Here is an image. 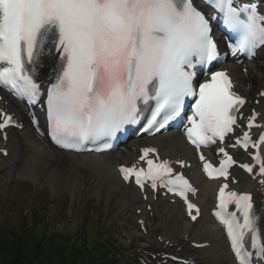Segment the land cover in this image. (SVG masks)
I'll use <instances>...</instances> for the list:
<instances>
[{"label":"snow or ice","instance_id":"6c2138e0","mask_svg":"<svg viewBox=\"0 0 264 264\" xmlns=\"http://www.w3.org/2000/svg\"><path fill=\"white\" fill-rule=\"evenodd\" d=\"M212 6L222 14L224 26L239 35L237 43L230 45L233 54L252 56L264 45V15L254 5L241 8L233 0H212ZM50 43L60 65L56 82L47 89V115L52 139L63 148L83 150L86 141L114 137L125 125L137 123L140 101H155L142 130L158 132L181 115L185 99L192 97L195 103L187 116L191 127L186 135L199 149L214 138L224 140L236 123L233 113L244 103L230 91L232 83L225 72H212L211 79L197 89L195 72L186 70L210 64L218 56L210 19L193 0H0V84L17 96L38 100L41 87L33 73ZM0 116L4 117L2 130L12 117L2 111ZM254 119L249 117V127ZM236 144L264 151V134L253 142L246 132ZM110 146L105 143L103 148ZM218 150L226 157L219 169L210 163L204 169L209 176L215 172L226 177L235 161L223 147ZM154 151L144 148L140 159ZM253 159L259 161V174L264 176V159L259 153ZM146 162L147 171L122 166L124 179L134 174L141 187L142 178L150 180L152 188L157 187V180L182 185L181 196L186 190L195 191L182 175L169 176L173 170L167 160ZM240 167L253 172L250 164ZM227 187L219 190L215 215L226 229L238 264H251L249 238L251 248L260 249L257 255L264 254V233L258 228L262 218L256 214L250 193H226ZM229 204L236 211H228ZM194 207L188 204L190 215Z\"/></svg>","mask_w":264,"mask_h":264},{"label":"bare ground","instance_id":"6f19581e","mask_svg":"<svg viewBox=\"0 0 264 264\" xmlns=\"http://www.w3.org/2000/svg\"><path fill=\"white\" fill-rule=\"evenodd\" d=\"M226 67L235 75L239 90L246 96L251 97L263 87L264 62L252 60L245 63L246 73L243 71V66L228 63ZM11 106L19 110L15 103L12 102ZM152 142L159 146L160 152L165 156L177 158L193 155L192 149L185 144L179 132H168L154 137ZM8 147L10 152L7 163L2 158L0 165L5 166L10 175L20 173L31 176L42 185L78 190L82 195H95L104 199L107 205H110L109 208L113 206L117 215L129 211L132 217L130 212L132 206L138 208L145 203L132 186L126 185L119 178L116 152L106 154L58 152L30 129H27L22 136L11 133ZM131 151L130 146H125L121 160H130ZM81 169H84L83 173ZM196 181L200 188L199 200L206 209L209 199L214 196L216 183L204 180L197 172ZM151 203L153 202H147L145 207ZM154 204L155 208H159L157 215L161 218L160 221L154 220L155 226L162 224L172 235L184 236L190 233L203 241L211 239L214 244L208 250L214 255L213 264H235L228 251L224 249L221 230L210 217L204 216L197 223L191 224L184 218L182 209L177 203L170 204L163 198H158Z\"/></svg>","mask_w":264,"mask_h":264},{"label":"trees","instance_id":"16d2710c","mask_svg":"<svg viewBox=\"0 0 264 264\" xmlns=\"http://www.w3.org/2000/svg\"><path fill=\"white\" fill-rule=\"evenodd\" d=\"M4 213L0 226L1 264H105L112 258L114 248L101 239L92 249L81 241L74 242L70 234H57L43 242V233L26 226V221L13 225V213ZM47 238V236H46ZM120 264L121 260H119ZM113 264V263H112Z\"/></svg>","mask_w":264,"mask_h":264},{"label":"rangeland","instance_id":"374dc122","mask_svg":"<svg viewBox=\"0 0 264 264\" xmlns=\"http://www.w3.org/2000/svg\"><path fill=\"white\" fill-rule=\"evenodd\" d=\"M262 61L264 62V58L262 59ZM0 176H3L4 184L7 187L11 185L12 178L9 177V174L6 172V170L3 169V171H0ZM29 177L32 178L31 176ZM26 186L27 185L25 182L20 181V180L17 181L15 185V192H14L15 194L12 196V198H14V201H19L21 199V198H16V194L19 193L18 189L25 188ZM28 188H29V192L25 198H28L27 207L28 209H30L29 220H33V215H35L34 213H36V211L38 210V207L41 208V212L39 213L42 216H46L48 212L50 215L49 220L44 218V220L48 223L47 231L51 233L60 231V230L70 231V232L75 233L76 235L83 232V234L85 233L88 234V236L90 237L88 238V241L91 242L92 238H94L96 235L100 233V231H98V227L100 226L98 223H103V224L108 225L111 229L114 230L115 237H119L115 233L116 226L119 222V220L116 219L117 214L113 209L114 207L111 206L109 208L110 205L108 206L107 203L103 201L104 199L102 200L97 196H96L97 198L96 197L95 198H82L79 192L73 193L68 190L63 191V190H59L58 188L44 186L42 190H44L45 193L51 192L53 194L52 196L54 200L51 202L45 199L46 195L35 194L38 189L33 184ZM1 189L2 188L0 187V191ZM6 193L4 195H6ZM65 195L67 196L64 197ZM89 196H95V195H89ZM68 198H71L73 200L72 204L74 206V209L72 212H75V214H72L70 217H68L69 212H67V215H65V211L62 209L64 206L68 204ZM41 199H43L44 202H42ZM89 200L91 201L90 203L87 204ZM3 206H4V202L0 200V207H3ZM69 211L71 213V208L69 209ZM126 213H129V211L127 212L125 211L122 214H126ZM2 215L3 214H0V218ZM131 216L133 217L132 213H131ZM124 221L127 222L126 224L127 229L131 233H136L135 230H132V227H131L132 225L129 224V221H127L126 219H124ZM132 224L134 225V222H132ZM96 240H98V238H96ZM119 240L121 241V238H119ZM122 251L124 252L125 250H122Z\"/></svg>","mask_w":264,"mask_h":264}]
</instances>
